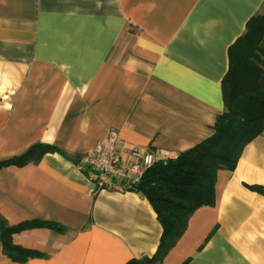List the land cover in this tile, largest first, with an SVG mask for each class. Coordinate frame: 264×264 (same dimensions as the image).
Returning <instances> with one entry per match:
<instances>
[{"label":"crops","instance_id":"obj_1","mask_svg":"<svg viewBox=\"0 0 264 264\" xmlns=\"http://www.w3.org/2000/svg\"><path fill=\"white\" fill-rule=\"evenodd\" d=\"M264 0H0V214L40 253L0 264H126L151 258L163 227L131 191L96 190L84 155L107 128L126 149L181 153L214 134L228 48ZM264 128L213 203L196 207L161 264H264Z\"/></svg>","mask_w":264,"mask_h":264},{"label":"trees","instance_id":"obj_2","mask_svg":"<svg viewBox=\"0 0 264 264\" xmlns=\"http://www.w3.org/2000/svg\"><path fill=\"white\" fill-rule=\"evenodd\" d=\"M264 14L250 17L244 32L228 48V67L221 80L224 110L216 117L214 134L178 154L156 161L129 190L145 197L163 227L151 258H132L126 264H161L169 248L183 233L190 213L213 203L216 172L232 170L244 146L264 128ZM56 151L51 145H34L21 155L0 161V167L22 166L31 151ZM261 192L264 193L263 190ZM59 229L53 222L23 221L10 225L0 214V241L5 255L17 262L40 253L13 243L12 236L32 227Z\"/></svg>","mask_w":264,"mask_h":264},{"label":"built area","instance_id":"obj_3","mask_svg":"<svg viewBox=\"0 0 264 264\" xmlns=\"http://www.w3.org/2000/svg\"><path fill=\"white\" fill-rule=\"evenodd\" d=\"M179 153L168 149H126L114 128L88 151L83 159L85 175L96 190L125 191L137 184L156 161L174 159Z\"/></svg>","mask_w":264,"mask_h":264},{"label":"rangeland","instance_id":"obj_4","mask_svg":"<svg viewBox=\"0 0 264 264\" xmlns=\"http://www.w3.org/2000/svg\"><path fill=\"white\" fill-rule=\"evenodd\" d=\"M263 45H264V41H263Z\"/></svg>","mask_w":264,"mask_h":264}]
</instances>
